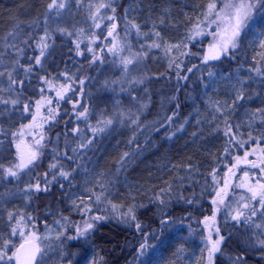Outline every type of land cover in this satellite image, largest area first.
Returning <instances> with one entry per match:
<instances>
[{"label": "trees", "instance_id": "trees-1", "mask_svg": "<svg viewBox=\"0 0 264 264\" xmlns=\"http://www.w3.org/2000/svg\"><path fill=\"white\" fill-rule=\"evenodd\" d=\"M156 1L160 0H122L113 12L104 13V20L100 19L96 23V19L92 18L90 24L79 25L70 32L72 35H67L54 33L48 27V5L52 0H0V72L5 73L4 78L8 76L7 72H11L12 79L18 82L12 84L8 92L0 90V101H18L15 105L0 103V165L7 168L18 164L21 157L27 160L31 153H38L37 159L21 169L17 176L11 177L0 172V205L2 197L26 191L28 209L24 214L16 213L15 218L23 217L21 221L37 232H41L54 219L65 220L68 229L60 247L64 257L62 264H72L74 252L88 245L94 252L95 264H129L132 257L139 253L137 249L142 243H147L158 233H166L174 223L191 222L192 217H196L194 221L197 219V224L204 228V236H209V225H212L211 236L223 237L220 244L231 245L229 240L237 236L235 229L229 232L211 219L205 222V217L210 218L215 206L212 203L213 177L204 186L207 177L215 174V162L211 161L208 151L214 147L208 138L228 140L225 148L231 149L232 153L225 155V162L230 166L235 164L236 157L243 159L244 153L249 152L251 154L247 159L264 167V152L260 151L264 149V138L261 141V138H255L249 147L239 150L235 146L237 142L234 136L225 135L229 126L232 130L234 128V110L232 115L225 116L215 108L212 110L213 116L209 117L211 122L208 124L211 128L206 131V146H196L195 141L201 138L196 125L193 131L186 130L179 137L173 136L192 113L199 91L214 72L253 69L249 64L250 58L246 59V28L237 38V47L230 48L215 60L204 61L203 57L215 55L209 48L215 43L211 33L216 31V25L207 28L208 32L203 37L189 40L187 48L181 52L161 48L154 53L156 57L145 55L142 58L143 66L135 70L129 67L135 66L134 62L125 65L116 51H109L116 37L125 34L127 5L136 3L143 8L144 14L146 6L152 8ZM165 1L169 4L165 6L173 9L174 3H189L192 0ZM206 1L215 3L217 11L223 7V0ZM154 16L159 15L154 13ZM261 17L264 18V7L257 6L251 21ZM46 32L49 37L44 41L47 48L41 56L42 49L38 45ZM37 57L40 58V64L35 63ZM127 58L130 59L128 54ZM62 85L68 90L63 91ZM122 86L123 89L128 86L124 89V101L133 98L136 103L147 102L148 110L144 115L135 106V110L129 108L123 111H130L131 114L126 117L129 119H123L119 125L114 114L101 117L95 113V109L102 92L116 96ZM57 91L61 92V96H57ZM36 101L41 102L39 110ZM47 101H51V104ZM82 112L84 115H80ZM108 120H111L110 124L105 123ZM93 129L96 131L93 132ZM195 134L198 137L196 139ZM41 135L43 140L37 149L35 139ZM104 143L106 153L111 158L108 170L113 176L130 174L134 177L138 173V166L150 161V158L153 161L157 158L156 163L162 165L166 160V151L167 157H172V162L178 161L184 173L186 169H191L189 172L195 178L198 177L197 182L190 185L179 182L170 186L166 183L169 179L165 178V183L164 179L159 181L160 173L151 174L154 170L152 172L144 167L145 172L155 179L149 180L145 176V185H151V189L148 198L138 195L141 197L140 211L137 208L138 200L130 201L132 204L129 209L134 210V220L129 217L128 208L125 210L118 206L116 212L109 210L111 203H108V195L103 190H96L91 196L80 198L70 205L68 195L76 174L98 148L103 146V150ZM82 144L86 146L80 147ZM233 171L235 175L231 174L230 183L237 188L241 171L240 168ZM62 172L68 175L62 176ZM201 172L205 176L200 175ZM251 177L254 178L251 183L255 185V180L260 177L259 170ZM36 184L40 185L38 190ZM96 196H100L99 201L95 200ZM112 200L116 203L115 198ZM85 208L91 211L85 212ZM94 216L103 219L94 221ZM85 221L93 224L89 233L69 239L77 235L76 227L82 228ZM217 228L218 235L215 231ZM222 255V251L217 252L215 264H237L238 261L239 264H261L246 254L236 256L238 261L235 259L233 262H229L230 258L224 262ZM11 264H16L15 259Z\"/></svg>", "mask_w": 264, "mask_h": 264}, {"label": "rangeland", "instance_id": "rangeland-1", "mask_svg": "<svg viewBox=\"0 0 264 264\" xmlns=\"http://www.w3.org/2000/svg\"><path fill=\"white\" fill-rule=\"evenodd\" d=\"M195 1L198 4L193 3L192 5V1L189 3L182 1V4L174 3L173 9H171L172 7L168 9L169 6H165L169 5L165 3V0L156 1L152 8L146 6L147 10L144 14H142L143 8L141 9L136 3L127 5L125 18L128 23L125 24V34L123 35L122 33L121 36L116 37L115 43L118 47L113 52L116 51L121 60L126 59L128 54L135 65L129 67L135 70V68L138 69L143 66L142 58L145 55L156 57L154 53L161 48L183 51L187 48V44L191 40L190 37L195 35L194 27L197 23L200 24L204 34L195 36V39L203 37L208 32L206 26L208 22L204 19V14L210 2L206 0ZM56 2H63L65 8L58 11L56 9L49 10L47 23L52 32L64 34L76 30L79 25L90 24L94 15H97L96 23L100 22L104 13L113 12L122 0H56ZM145 2H148V0H145ZM177 2L180 1L177 0ZM101 5H104V7H101ZM154 13L155 15L158 13L159 16H154ZM61 29L64 31H60ZM262 41H264V18L261 17L251 21L244 33V43L247 51L246 59L250 58L249 64L253 69L237 68L232 72L223 70L214 72L199 91V95L194 101L195 105L192 113L173 136L183 135L186 130L193 131L196 129V125L200 129L199 133L201 134V138L195 141L196 146H206V131L211 128V125H208L211 122L209 117L213 116L212 110L215 108L219 114L221 113L224 116L234 110L236 121L232 132L235 133L234 140L237 142L235 146H238L239 150L241 147H249L255 138H261L260 141L264 138V45H262ZM153 45H160V47H154ZM127 49L129 50L128 53ZM138 52L140 55L135 56L134 54ZM128 79H131V76H128ZM123 86L120 88L121 92L116 96L102 92L95 109V113L101 117L114 114L119 125L123 119H129L126 117L131 114L130 111L122 113L123 111H128L129 108L134 109L135 106L144 115L148 110L147 102L139 101L140 103H136L133 98L130 101H124V98H126L124 89H127L128 86L124 87V89ZM11 87L12 84L9 82V77L6 76L4 78L2 75L0 79L1 92H8ZM196 138L198 137L195 134L194 139ZM208 142L214 147L208 150L211 161L215 162V167L213 168L215 180L211 184L213 186V199H216L215 192L219 188L224 187L225 180L230 185L226 190L227 195L224 199V204H215L213 206L212 213L209 215L210 219L214 216L215 223L218 226H224L226 231L230 232L235 229V232H237V236H235L237 241H235L245 240V245H247V250L245 246L240 247L232 242L233 237L231 236L232 238L229 240L231 245L219 244V251H222V254H229L230 261L228 259L224 262H233L236 256L247 255L248 252L252 251L254 260L256 259L262 264L264 263V246L258 243V239H264V234H262L264 229H257L255 224L264 225V218L260 216V211H257L255 217L245 220L244 217L249 216L250 213L246 209H241L240 197L244 196V203H248L257 209L259 205L257 201L248 200L247 197L250 194L246 189L237 186V188H234L233 184L230 183L232 175L228 170L233 168V166L225 162V155L232 153L231 149L225 148L228 140L216 141L208 138ZM232 144L234 146V143ZM102 147L95 151L92 158L86 162V165L81 167L78 175L76 174L68 195L70 205L80 200V198L91 196L96 190H102L99 188L104 184L105 188H103V191L108 195V203H111L109 210L116 212L119 209L118 206L127 210L126 208H130V204H132L130 201L133 199L138 200L137 206L139 207L137 208L140 211L141 197L148 198L149 190L151 189V185H145L146 177L149 180L155 179L151 174L160 173V176H158L159 181L164 179L165 183V178H167L169 181H166V183L170 186L179 182L183 185L197 182L198 177L195 178L189 172L191 169H186L184 173L178 161L172 162V157H167L166 151L164 153L166 160L162 165L157 164V158H154L155 162L152 160L153 158H150V161H143L144 163L138 166V173L134 177H131L130 174L120 175L119 177L113 176L108 170L110 169L108 165L111 166V163H109L111 158L106 153L105 143L103 150ZM144 167H147L149 171L152 170V172L154 170V172L151 174L146 173ZM239 168L241 171L239 178L242 177L245 171L249 172V174H255L257 170L247 164L240 165ZM202 172L200 175L205 176V173ZM212 177L211 175L207 177L204 186L210 183ZM249 177L251 176L249 175ZM186 188L190 190V188ZM25 192L1 198L0 250H3V246L7 242V251L11 255V252L15 251L23 240L34 237L42 249L39 264H62L64 257H62L63 254L60 247L68 229V223L60 218L54 219L41 232H37L18 217L15 218L16 213L24 214L28 209L29 202ZM139 194L141 197L138 196ZM112 198L116 199V203ZM117 201H120V203L118 204ZM113 205H115V208L112 207ZM238 210L243 211L244 216L240 217V219H233ZM9 214L13 217L11 221L9 220ZM134 214V210L131 209L129 217L134 216ZM195 218L192 217L191 222L174 223L166 233L161 232L153 236L155 237L154 239H148L147 243L152 247L147 250V255L137 254L132 257L133 260L129 264H205L207 248L209 247V236H204V228L197 224V219L194 221ZM18 220H20L19 225L16 223ZM192 222L197 224V226H194ZM13 228L16 229V235L12 234ZM20 233H23V236ZM219 237L211 236L212 240L219 239ZM243 241L239 243L242 244ZM137 250L140 252V247ZM215 257H217V252L212 257V264H215ZM71 261L72 264H95L94 252L89 245L83 246L74 252ZM239 263L238 261L237 264ZM0 264H7V262H0ZM97 264H101V262Z\"/></svg>", "mask_w": 264, "mask_h": 264}, {"label": "snow or ice", "instance_id": "snow-or-ice-1", "mask_svg": "<svg viewBox=\"0 0 264 264\" xmlns=\"http://www.w3.org/2000/svg\"><path fill=\"white\" fill-rule=\"evenodd\" d=\"M257 6L264 7V0H223V7L217 11L216 10V4L215 3H210L208 5L207 11L204 14V19L208 21L207 23V28L211 29L212 25H216V31L212 32L211 34L213 35V38L215 40V43L213 45H210L209 50L214 51L215 55H205L203 57L204 61H208L210 59L215 60L218 59L220 55L226 54L229 49H235L237 47V38L240 36L242 29H245L249 26L250 21L253 18V10L257 8ZM101 7H104V5H101ZM49 10L56 9L57 11L60 9L65 8V4L63 2L57 3L56 0H52V3L48 5ZM93 19L95 20L96 17L95 15L93 16ZM135 26V25H133ZM96 27H99V24H96ZM113 28H115V24H113ZM64 31V30H60ZM194 32L195 35L190 37V39H195V36L202 35L203 30L200 28V24L197 23L194 27ZM67 35H72V33H66ZM111 31L109 32V35H111ZM47 32L45 33V36L41 38V44L38 45L41 47V53L40 55H44V49L47 48V44L44 43L46 39H48ZM262 45H264V41L261 42ZM154 47H160V45H153ZM79 47V43H77V48ZM118 45L114 42L113 48H110L109 51H113ZM178 47V45H176ZM91 51V49H89ZM135 56H139V54H134ZM40 58L37 57L35 60L36 64H40ZM125 65L131 64L132 59H124L122 61ZM259 71V70H257ZM4 72H0V75H4ZM7 75L9 77V82L10 84H17L18 82L14 79H12V73L7 72ZM211 75V73L209 74ZM71 79V78H69ZM22 84V82H19ZM53 87H55L53 85ZM61 89L63 91H67L68 88L65 86H61ZM57 96H61V92L57 91ZM62 98V97H61ZM18 101L16 100H11V101H0V103H3L5 105L11 103L15 105ZM37 105V110H39L40 107V101L35 102ZM48 104H51V101H47ZM25 110H27V105L24 106ZM87 110L85 109V112ZM80 115H84L82 112ZM36 117H33V120H35ZM135 123V121H133ZM106 124H110L111 120H108L105 122ZM96 129H93V132H95ZM13 135H16L13 133ZM225 135H232L235 136V133L232 132L231 127L229 126L227 131L225 132ZM251 138V137H250ZM43 140V136L41 135L39 139H35V146L37 149L40 148V141ZM86 145H80V147H85ZM261 152H264V149H260ZM251 153L245 152L243 159L240 157L235 158V164L233 165V168H230L228 171L232 175H235V172L233 169L239 168L240 164H247L251 165L252 168L258 169L260 172V177L255 180V185H252L251 181L254 179L253 177H249L248 172H244L243 176L240 178V183L237 185L239 188H244L247 190V192L250 194L247 198L251 201H257L259 208L257 209L256 207H253L249 205L248 203H244L245 197L241 196L240 201H241V209H246L250 213L249 216L244 217L245 220L251 219V217H255L257 215V211H260V216L264 218V183H261V181H264V167H261L260 165L254 163L253 161H250L247 159V157ZM37 152H33L29 155L28 159L25 160L23 157L20 158V162L18 164H15L13 166L4 168L3 165H0V172H3L4 174L15 177L17 176V173L27 167L29 164H31L35 159H37ZM262 163H264V160H262ZM50 167H55V165H51ZM15 169V170H14ZM62 176H67V173H61ZM213 179L215 180V176L213 175ZM219 183V182H217ZM229 182L227 180L224 181V187L219 188L215 192V197L212 201L213 204H224V199L227 195V189L229 188ZM103 190V185L101 186ZM35 188L38 190L40 188L39 184L35 185ZM259 199L257 200V198ZM91 199V198H90ZM96 201L100 200V196L95 197ZM83 204V201L81 202ZM76 206V205H74ZM115 208V205L112 206ZM85 212H90V208H85ZM128 215H131V209H129ZM244 216V212L238 210L236 215L233 217V219H240V217ZM131 218L134 220L135 217L131 216ZM13 219L12 215L9 214V220L11 221ZM103 219V217L100 216H94L92 217V220L98 221ZM209 217H205V222L209 221ZM21 220H23V217H21ZM211 220L214 223L215 217L213 216ZM17 225L20 224V220L16 221ZM139 227V225H137ZM255 227L257 229H264V225L261 224H255ZM93 228V224L90 222L85 221L83 227H76V233L77 235L75 237H68L69 239L73 238H80L89 233V231ZM217 235L219 234V229H215ZM211 232H212V225H209V237H208V244L209 247L207 248V264H212V257L213 255L218 252L219 249V244L221 240H223V237H219V239L212 240L211 238ZM12 234L16 235V229H12ZM264 234V233H262ZM21 236H23V233H20ZM34 235V234H30ZM153 239L155 237H152ZM258 243L264 246V239H258ZM140 252L138 255H147V250L152 247L151 245H148L146 243H142L140 246ZM8 248V243L5 242L3 246V250H0V262H7V264H11V262L15 259V261L21 262V257L24 252L25 245L21 244L19 248L15 249V251L11 252V255L8 254L7 251ZM37 251L39 249L37 248Z\"/></svg>", "mask_w": 264, "mask_h": 264}, {"label": "water", "instance_id": "water-1", "mask_svg": "<svg viewBox=\"0 0 264 264\" xmlns=\"http://www.w3.org/2000/svg\"><path fill=\"white\" fill-rule=\"evenodd\" d=\"M21 244H24L25 248L21 257L20 264H37L40 249L37 246L36 241L34 239L25 240L19 244L18 248ZM37 248L39 249V251H37Z\"/></svg>", "mask_w": 264, "mask_h": 264}, {"label": "bare ground", "instance_id": "bare-ground-1", "mask_svg": "<svg viewBox=\"0 0 264 264\" xmlns=\"http://www.w3.org/2000/svg\"><path fill=\"white\" fill-rule=\"evenodd\" d=\"M191 3H192V5H193V3H194V4H198L196 1H193V0H192ZM183 7H186V6H183ZM235 240L237 241V238H235V239L233 240L234 243L238 244L240 247L245 246V247H246L245 249L247 250V245H245L246 243L244 242L245 240H244V241H243V240H238L239 242H242V241H243L242 244H240L239 242H236ZM221 259H222L223 261L228 260V259H229V254H227V253H223V255L221 256Z\"/></svg>", "mask_w": 264, "mask_h": 264}, {"label": "flooded vegetation", "instance_id": "flooded-vegetation-1", "mask_svg": "<svg viewBox=\"0 0 264 264\" xmlns=\"http://www.w3.org/2000/svg\"><path fill=\"white\" fill-rule=\"evenodd\" d=\"M247 257L253 258V252L252 251L248 252ZM205 264H207V262Z\"/></svg>", "mask_w": 264, "mask_h": 264}]
</instances>
